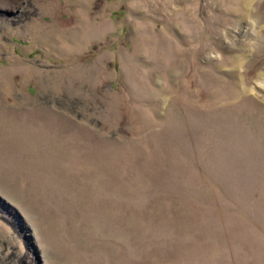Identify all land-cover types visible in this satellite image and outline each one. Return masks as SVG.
Instances as JSON below:
<instances>
[{
    "label": "rangeland",
    "instance_id": "rangeland-1",
    "mask_svg": "<svg viewBox=\"0 0 264 264\" xmlns=\"http://www.w3.org/2000/svg\"><path fill=\"white\" fill-rule=\"evenodd\" d=\"M0 264H264V0H0Z\"/></svg>",
    "mask_w": 264,
    "mask_h": 264
},
{
    "label": "bare ground",
    "instance_id": "bare-ground-1",
    "mask_svg": "<svg viewBox=\"0 0 264 264\" xmlns=\"http://www.w3.org/2000/svg\"><path fill=\"white\" fill-rule=\"evenodd\" d=\"M262 83V82H261Z\"/></svg>",
    "mask_w": 264,
    "mask_h": 264
}]
</instances>
